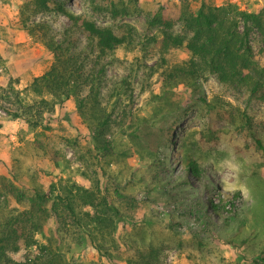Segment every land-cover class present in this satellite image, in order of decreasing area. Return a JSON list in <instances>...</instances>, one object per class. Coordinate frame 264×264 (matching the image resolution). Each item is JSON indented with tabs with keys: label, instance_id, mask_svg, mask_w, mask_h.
Returning a JSON list of instances; mask_svg holds the SVG:
<instances>
[{
	"label": "rangeland",
	"instance_id": "374dc122",
	"mask_svg": "<svg viewBox=\"0 0 264 264\" xmlns=\"http://www.w3.org/2000/svg\"><path fill=\"white\" fill-rule=\"evenodd\" d=\"M179 0H117L118 13L94 9L90 0H62L64 8L34 12L29 0H0V103L8 104L1 95L11 79L25 102H38L37 96L25 88L34 77L43 74L53 63L54 54L48 48L52 38H63L67 30L77 38V49L87 50L104 68L99 88V100L111 115L106 139L113 148L114 164L126 173L134 174L129 188L135 196V229L147 242L161 250L158 264H264V101L255 100L242 88L221 82L204 70L201 76L178 71L171 81L169 72L191 64L193 57L183 48L163 46L160 29L148 24L160 6L178 5ZM215 5L236 3L241 9H264V0H211ZM124 3L125 8L122 9ZM198 5V1L194 3ZM70 10L96 20L101 25L129 23L135 27V41L97 59L81 29L67 15ZM124 10V11H123ZM179 29V26L176 27ZM251 41L260 64L264 65V44L260 32L253 28ZM171 85H168L169 83ZM44 97L54 100L51 94ZM43 126L53 135L64 158L55 162L51 156L34 157L26 140H33L24 119H10L0 109V174L13 179L14 158L48 187L52 182L73 180L89 185L82 173L91 168L80 159L78 148L64 144L60 137L74 139L81 145L94 144V131L88 128L77 109L74 95L57 103L53 113H45ZM253 126L255 130H251ZM41 130V128H39ZM22 137L24 138L22 140ZM62 142V145H61ZM186 158H195L205 168V174L216 186L204 189V179L195 181L199 190L183 181ZM239 162L242 171L239 182L245 188L229 193L220 183L228 159ZM181 173V174H179ZM169 180L166 187L156 186L152 176ZM19 175V174H18ZM209 183L210 179L206 178ZM19 186H31L30 177L19 176ZM206 182V183H207ZM203 189H202V188ZM201 188V189H200ZM209 192L219 202L223 215L210 214L203 206ZM245 197H248L247 199ZM10 206L23 208L11 199ZM47 228H55L50 218ZM129 222L118 224L117 236L131 230ZM48 231V230H46ZM37 238L43 240V235ZM240 245L235 248L228 239ZM243 240L246 243L241 244ZM125 247L122 248V251ZM114 258L102 257L105 264H130L129 251ZM22 253L16 254L20 257ZM99 257L98 250L85 236L81 244L73 245L68 258L88 262Z\"/></svg>",
	"mask_w": 264,
	"mask_h": 264
},
{
	"label": "trees",
	"instance_id": "16d2710c",
	"mask_svg": "<svg viewBox=\"0 0 264 264\" xmlns=\"http://www.w3.org/2000/svg\"><path fill=\"white\" fill-rule=\"evenodd\" d=\"M29 1L36 13L51 7L64 8L62 0ZM90 1L100 12L116 15L119 11L117 0ZM196 1L197 6L194 5ZM122 6L124 9V3ZM67 15L74 26L81 29L89 47L97 49V59L120 47L131 46L135 41L136 30L129 23L101 25L70 10ZM148 19L149 25L160 29L166 49L183 48L193 57L191 64L169 72L167 81L180 74L178 71L186 76H201L204 70H208L221 82L242 88L249 92L251 98L264 101V65L256 58L251 41L252 29L256 28L264 44V9L248 11L233 2L215 5L211 0H179L176 7L160 6ZM48 48L54 54L52 65L34 77L25 88L42 98L34 103L25 102L11 79L1 95L8 104L0 103V109L5 110L10 119L28 122L29 131L35 132V138L26 140V143L32 148L34 157L49 155L58 162L64 156L58 148L59 142L53 135L45 133V129L50 127L43 126L44 114L53 113L57 103L74 95L79 114L88 128L94 131L95 142L92 146H85L76 138L60 139L80 150V159L91 168V172L82 173L90 184L69 179L52 182L45 187L38 180V175L31 172L30 166H22L21 159L14 158L16 174L13 179L0 174V264H105L103 256L114 258L119 255L117 252L127 250L130 264H158L161 250L147 242L145 236L135 229V196L129 192V184L135 176L132 173L125 177L126 173L112 168L114 152L111 142L106 139L111 115L99 100L104 68L97 70L100 61L94 60L86 49L78 50L77 38L67 30L61 39L52 37ZM2 61L0 55V64ZM46 93L51 94L54 100L44 97ZM250 129L255 130L253 126ZM256 138L259 147L264 148L261 137ZM185 161L183 181L190 184L192 190H199L195 181L201 179H204V189L216 186L214 180L204 173L201 162L195 158H186ZM22 175L30 177L31 186L21 187L15 182ZM205 177L210 179L209 183ZM152 181L153 186L146 188L148 191L169 184V180L162 181L157 174L152 176ZM209 195L210 198L203 202L205 209L210 214L223 215L224 206L213 200L211 192ZM11 199L27 206H10ZM50 218L55 222L53 229L47 228ZM120 222H129L133 228L117 236ZM38 234L43 235V240L37 238ZM85 236L98 250V259L71 261L69 252L73 245L81 244ZM226 241L235 248L240 246L234 238ZM246 242L243 240L241 244ZM19 253L22 255L18 258L16 254Z\"/></svg>",
	"mask_w": 264,
	"mask_h": 264
},
{
	"label": "clouds",
	"instance_id": "9594fccd",
	"mask_svg": "<svg viewBox=\"0 0 264 264\" xmlns=\"http://www.w3.org/2000/svg\"><path fill=\"white\" fill-rule=\"evenodd\" d=\"M225 171L221 176L220 183L223 190L229 193H234L236 191H241L242 195L245 192V188L239 182V175L242 171V165L239 162L228 159V163L224 166ZM246 199L248 197H245Z\"/></svg>",
	"mask_w": 264,
	"mask_h": 264
}]
</instances>
